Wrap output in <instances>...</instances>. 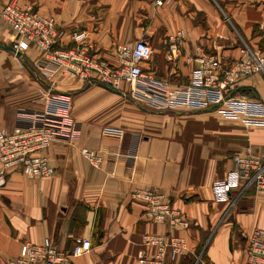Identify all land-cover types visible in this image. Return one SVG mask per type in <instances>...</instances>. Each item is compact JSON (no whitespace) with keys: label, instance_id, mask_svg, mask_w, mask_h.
<instances>
[{"label":"crops","instance_id":"0c3cea01","mask_svg":"<svg viewBox=\"0 0 264 264\" xmlns=\"http://www.w3.org/2000/svg\"><path fill=\"white\" fill-rule=\"evenodd\" d=\"M20 1L56 18L65 32L61 49L83 33L82 45L100 62L116 63L120 44L148 41L154 52L143 67L173 85L190 81V55L216 53L228 66L243 46L264 48V0ZM12 40L0 18V43ZM40 54L35 46L21 57L0 47V129H12L22 108L43 109L39 90L53 85L72 96L80 137L44 152L53 175L17 171L0 187V264L46 237L65 255L59 264H144L142 252L157 253L145 235L171 232L186 239L187 249L168 253L166 264H244L247 234L264 228V191L250 188L233 201L212 185L233 168L235 152L264 156V125L226 117L214 105L152 110L101 84L60 74L52 84L36 64ZM235 92L264 102V72L240 80ZM82 147L102 155L100 166L88 162ZM140 188L168 195L190 226L153 220L147 202L134 197ZM76 237L91 241L89 253L71 256Z\"/></svg>","mask_w":264,"mask_h":264},{"label":"built area","instance_id":"2783aa9c","mask_svg":"<svg viewBox=\"0 0 264 264\" xmlns=\"http://www.w3.org/2000/svg\"><path fill=\"white\" fill-rule=\"evenodd\" d=\"M157 4H162L158 0ZM0 18L13 31L10 45L21 57L32 46L39 49L36 64L52 79L60 74L68 79H81L88 83L99 81L128 95L144 106L157 111L181 107L203 108L214 105L224 116L242 119L247 124L264 125V102L247 98L235 92V85L247 77L264 72V48H241V56L224 66L216 53L201 52L189 56L194 64L187 84L173 85L146 70L142 62L151 59L152 45L143 39L129 41L117 46V62H100L82 45L84 34H73L70 48L61 49L63 29L52 15L39 12L32 4L20 0H0ZM184 36V31L178 32ZM177 40V37H175ZM178 50L180 44H171ZM45 100L43 109H20L19 122L12 129H0V187L7 184L13 172H21L30 178L49 177L55 173L44 153L55 142L75 144L79 140V124L72 113V96L68 92L44 86L39 90ZM81 153L93 166H100L102 155L94 149L82 147ZM233 168L214 182L216 194H225L235 201L250 188L264 191V156L250 151H237L232 156ZM235 193V194H234ZM134 197L147 202V214L157 222H169L172 226L188 228L189 221L180 209L173 208L170 197L158 189L140 188ZM172 233V232H171ZM147 234L145 241L157 248L150 258L142 252L139 261L144 264H166L171 256L184 254L187 242L183 236ZM244 264H264V228L255 227L247 234ZM91 241L76 237L71 256L89 253ZM65 255L48 237L40 244L25 243L18 258L10 264H59Z\"/></svg>","mask_w":264,"mask_h":264},{"label":"water","instance_id":"95a60500","mask_svg":"<svg viewBox=\"0 0 264 264\" xmlns=\"http://www.w3.org/2000/svg\"><path fill=\"white\" fill-rule=\"evenodd\" d=\"M0 47H3L4 49L12 51V52L14 51V48L10 44H2V43H0ZM91 83L101 84V85L105 86L106 88H108L110 90H113V91H116V92H120L119 90L113 89V88H111V87H109V86H107V85H105V84H103V83H101L99 81H96V80H94Z\"/></svg>","mask_w":264,"mask_h":264},{"label":"trees","instance_id":"16d2710c","mask_svg":"<svg viewBox=\"0 0 264 264\" xmlns=\"http://www.w3.org/2000/svg\"><path fill=\"white\" fill-rule=\"evenodd\" d=\"M192 262H190V261H187L186 263H184V264H191Z\"/></svg>","mask_w":264,"mask_h":264},{"label":"rangeland","instance_id":"374dc122","mask_svg":"<svg viewBox=\"0 0 264 264\" xmlns=\"http://www.w3.org/2000/svg\"><path fill=\"white\" fill-rule=\"evenodd\" d=\"M137 102V101H136ZM138 103H140V102H138ZM140 104H142L143 106H144V104L141 102ZM149 109V108H148Z\"/></svg>","mask_w":264,"mask_h":264}]
</instances>
